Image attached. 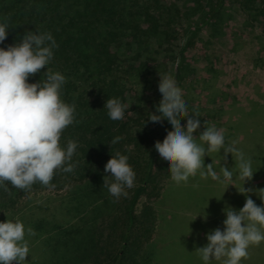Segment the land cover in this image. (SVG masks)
Listing matches in <instances>:
<instances>
[{"label": "trees", "instance_id": "obj_1", "mask_svg": "<svg viewBox=\"0 0 264 264\" xmlns=\"http://www.w3.org/2000/svg\"><path fill=\"white\" fill-rule=\"evenodd\" d=\"M232 3L246 14V26L256 23L264 34V0H0V21L7 19L10 25L0 48L20 42L29 31L51 33L58 47L47 67L66 77L61 99L76 105L74 123L60 141L64 148L70 140L78 144L74 171L57 170L49 186L37 182L27 191L10 183L9 191L0 186V216L11 220H26L20 217L26 212L18 208L25 197L71 189L70 208L78 210L79 218L43 234L46 250L36 264L154 261L150 248L159 217L155 204L172 179L169 164L154 145L163 142L172 126L166 119L162 124L148 121L156 114L148 104L132 107L129 100L136 89L129 90L128 83H138L155 71L158 50L170 54L179 48L176 84L181 89L187 52L205 26L212 38L224 34ZM183 31L187 37L176 47ZM47 67L30 76L28 83L44 79ZM108 98L129 106L124 119L109 118L104 108ZM186 121L181 125L186 127ZM117 136L122 139L111 144ZM117 151L128 157L136 178L134 186L125 189L128 195L115 201L103 181L105 165ZM45 223L44 218L34 220L31 228L38 237Z\"/></svg>", "mask_w": 264, "mask_h": 264}, {"label": "clouds", "instance_id": "obj_2", "mask_svg": "<svg viewBox=\"0 0 264 264\" xmlns=\"http://www.w3.org/2000/svg\"><path fill=\"white\" fill-rule=\"evenodd\" d=\"M10 25L7 19L0 21V43L7 39ZM58 45L51 33L27 32L20 42L0 48V186L9 191L7 184L19 190H30L39 182L49 186L57 170L73 172L72 163L78 144L68 141L66 148L61 146L63 131L74 123L76 105L61 99V89L66 77L60 72H52L48 65L54 57L53 49ZM47 67L44 79L37 83H28L41 69ZM162 99L156 105L159 115L151 114L148 121L163 123L166 119L172 126L163 142H155L160 157L169 164L171 178L177 184L187 183L190 177L199 174L202 178L225 183L227 187L238 175L243 181L253 178L252 158L234 144H227L222 131L214 125L206 126L197 138L193 135L200 128L199 115L189 114L182 91L176 81L160 76L158 86ZM128 105L118 98H108L104 108L112 120H122ZM186 118V127L181 125ZM122 138L117 136L111 144ZM199 141V142H198ZM224 151L225 166H220L218 174L212 163L205 165L204 157L208 153ZM235 155L238 161L229 169L226 166L227 155ZM103 187L118 201L128 195L125 189L134 186L136 173L128 163V157L119 151L105 165ZM110 173V175H107ZM226 187V189H227ZM246 197L239 211L226 206L223 211L226 219L221 231L214 229L207 234L208 243L196 249L203 264L213 260L223 264H241L249 258L248 249L264 242V205L258 206L249 195L255 192L264 202V188H245L238 190ZM219 200V199H218ZM206 221L207 214L204 213ZM31 227H25L20 220L7 219L0 222V264H27L30 255L26 236H34Z\"/></svg>", "mask_w": 264, "mask_h": 264}, {"label": "rangeland", "instance_id": "obj_3", "mask_svg": "<svg viewBox=\"0 0 264 264\" xmlns=\"http://www.w3.org/2000/svg\"><path fill=\"white\" fill-rule=\"evenodd\" d=\"M230 10L232 18L224 25V34L212 38L209 27L205 26L187 52L182 97L188 113L199 115L201 126L194 136L198 138L205 130V122L206 126L214 125L223 132L227 144H234L246 157L252 158L253 170L257 171L244 185L237 175L233 185L228 187L227 182L202 178L199 174L190 177L187 183L177 184L170 179L155 204L159 217L150 248L155 253L151 264H203L196 249L208 243V233L216 228L224 230L226 214L223 209L226 206L237 211L243 208L246 197L238 190L264 188V34L256 23L246 26V14L235 4H230ZM191 22L195 23L194 20ZM186 37V31H183L176 47H180ZM157 55L159 62H156L155 71L151 70L152 74L138 83L129 82L128 86L129 90L131 87L136 89L129 100L132 107L148 104L159 115L156 105L162 99L158 90L160 76L176 81L179 48L170 54L165 49L158 50ZM208 155L204 157L205 165L213 161L219 174L220 166H225L223 149ZM237 162L235 155H227L226 166L233 167L234 172ZM70 190L39 191L19 204L18 208H23L21 212H26L20 215L26 218L20 220L26 228L30 227L29 221L31 227L36 219L46 221V230L40 229L39 237L37 234L26 236L30 248L27 264H36L37 260L42 262L46 250L42 239L46 231L54 230L64 221L71 223L79 218L78 210L70 208ZM249 195L258 206L264 205L255 192ZM204 213L207 214L206 221ZM7 219V216H0V222ZM248 251L249 258L241 264H264V242L250 246ZM211 264H223V261L213 260Z\"/></svg>", "mask_w": 264, "mask_h": 264}]
</instances>
